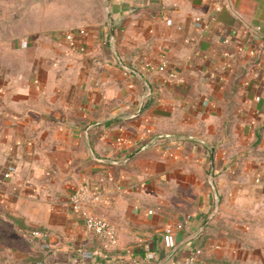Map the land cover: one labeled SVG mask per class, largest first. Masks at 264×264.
<instances>
[{
	"label": "crops",
	"instance_id": "obj_1",
	"mask_svg": "<svg viewBox=\"0 0 264 264\" xmlns=\"http://www.w3.org/2000/svg\"><path fill=\"white\" fill-rule=\"evenodd\" d=\"M69 1L85 25L0 17V264H156L217 200L168 264H264V0ZM84 183L116 243L73 211Z\"/></svg>",
	"mask_w": 264,
	"mask_h": 264
},
{
	"label": "built area",
	"instance_id": "obj_2",
	"mask_svg": "<svg viewBox=\"0 0 264 264\" xmlns=\"http://www.w3.org/2000/svg\"><path fill=\"white\" fill-rule=\"evenodd\" d=\"M88 31L85 27L71 28L64 32V34H56L55 37L63 40L68 46L72 48L80 47L82 50L84 47V39L86 38ZM166 64H160L159 66H151L152 69H165ZM10 175L9 171L6 173ZM99 197L96 190L92 189L88 184L84 183L80 185L73 193L71 198V206L74 212L82 215L85 226L92 231L94 234L105 239L108 243L114 244L117 240V230L116 227L105 217L98 216L92 212V210L87 206L91 201H95ZM182 228L181 224L176 226H170L167 228L168 232ZM26 235L29 237H47V232L42 229H30L26 231ZM198 238V237H197ZM196 238V239H197ZM194 239V240H196ZM202 246L195 243L190 251V256L188 259L189 264H195L201 259Z\"/></svg>",
	"mask_w": 264,
	"mask_h": 264
},
{
	"label": "rangeland",
	"instance_id": "obj_3",
	"mask_svg": "<svg viewBox=\"0 0 264 264\" xmlns=\"http://www.w3.org/2000/svg\"><path fill=\"white\" fill-rule=\"evenodd\" d=\"M20 0H0V17H7V16H13L14 13H18V3ZM55 1H59V6H67V5H75V4H82V3H72L69 0H46V2L44 4L49 5L50 4H54L52 2ZM74 1H80L81 0H74ZM31 6V5H30ZM31 10V7H30ZM56 11V10H55ZM59 12V11H58ZM56 15H59L60 18L59 20H63V21H67V22H78L77 24L79 25H85V21H83V17L85 16L86 18V14H82L81 12L83 11H78V10H72L69 7L68 8H64L60 13H58ZM53 13V12H52ZM72 26H76L74 24H64V25H58V26H53L52 28L46 29L44 31V28L42 31L44 32H51L52 34L56 35H62L64 34V32L66 31V28H70ZM22 27V26H21ZM39 27V26H37ZM42 32V33H44ZM58 39V38H57Z\"/></svg>",
	"mask_w": 264,
	"mask_h": 264
},
{
	"label": "water",
	"instance_id": "obj_4",
	"mask_svg": "<svg viewBox=\"0 0 264 264\" xmlns=\"http://www.w3.org/2000/svg\"><path fill=\"white\" fill-rule=\"evenodd\" d=\"M137 74L140 75L142 78H144V75L137 71ZM219 202L217 200L214 208L212 211L206 216V218L203 220V222L198 226L195 230L188 232L181 240H179L163 257H161L159 260H157L156 264H168L170 260L173 258V256L176 254V252L184 247L187 243L191 242L192 240L196 239L201 232H203L206 225L209 223V221L213 218L214 214L218 210Z\"/></svg>",
	"mask_w": 264,
	"mask_h": 264
},
{
	"label": "trees",
	"instance_id": "obj_5",
	"mask_svg": "<svg viewBox=\"0 0 264 264\" xmlns=\"http://www.w3.org/2000/svg\"><path fill=\"white\" fill-rule=\"evenodd\" d=\"M209 213H207L206 215H205V218H206V216L208 215ZM203 232H201V234H202ZM199 238V237H198ZM197 238V239H198ZM200 246H202L203 245V243L202 244H199Z\"/></svg>",
	"mask_w": 264,
	"mask_h": 264
}]
</instances>
